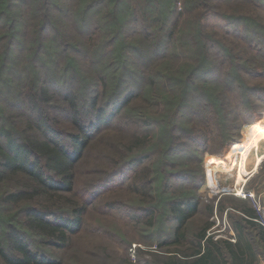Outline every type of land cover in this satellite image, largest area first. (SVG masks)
Segmentation results:
<instances>
[{"label":"rangeland","instance_id":"obj_1","mask_svg":"<svg viewBox=\"0 0 264 264\" xmlns=\"http://www.w3.org/2000/svg\"><path fill=\"white\" fill-rule=\"evenodd\" d=\"M37 1L12 0L0 15V121L20 132L34 119L25 92L35 80L50 93L48 119L71 152L74 108L83 124L99 108L112 117L73 156L71 205L34 199L39 208L64 205L68 217L82 211L63 245L23 224L20 205L1 204L2 217L56 264H172L198 248L201 230L236 239L240 200L211 194L206 161L230 167L229 145L247 139L248 125L264 130V0H82L87 8L48 0L46 9ZM23 180L6 174L0 199Z\"/></svg>","mask_w":264,"mask_h":264},{"label":"trees","instance_id":"obj_2","mask_svg":"<svg viewBox=\"0 0 264 264\" xmlns=\"http://www.w3.org/2000/svg\"><path fill=\"white\" fill-rule=\"evenodd\" d=\"M47 1L38 0L37 3H41L45 8ZM81 1L74 0L73 4L87 8L89 3L85 1L81 4ZM146 1L143 0V4H147ZM169 1L174 3L175 0ZM186 2L187 4H193L192 0H186ZM11 7L12 0H0V15ZM8 16V21L12 22L14 17ZM198 34L201 36V32H198ZM120 45L121 40L118 42V48H120ZM206 59L207 57H204L203 61ZM182 76L181 72L175 79L173 76L170 81H173V79L179 80L178 78ZM167 80L169 81V79ZM183 80L180 79L179 81L182 82ZM6 84L9 87V82ZM184 92L185 90L180 95L183 96ZM25 93L27 109L34 119L28 121L20 132L13 124L8 123V120L6 122L0 121V186L6 180V174L7 176L18 175L24 178L23 183L17 185V189L9 191L5 197L0 199V205H20L19 213L21 211L25 219L23 224L29 227L34 234L36 233L37 236L43 235L50 238L48 244H51L53 242H51V239L55 238L56 242L59 241V246H61L67 233H74L79 228L82 214V211L76 212V209H74L71 217H68L63 210L64 205H71L69 204L67 194H70L72 190L71 183L73 182V177L70 173L75 161L73 156L75 152L87 147L92 132L98 130L100 125L105 126L112 115L108 116L109 113L105 117L104 108H99L96 110L93 119L88 120L87 124H83L79 121L78 113L74 108L72 122L77 133H72L68 136L72 145L71 152L66 147L62 137L63 133L56 126L54 127L52 121L48 119V111H46L45 106L51 101V96L47 88L44 85L38 84L35 80L34 85ZM116 94L112 93L107 99L112 98L111 100H113ZM94 98H90L91 106H89L96 109L94 108ZM128 98L126 96L120 103H115V110H119L124 106L128 102ZM173 104L178 106L179 101L176 100ZM128 161L131 162V159ZM40 195L55 199L61 197L65 201V204L63 206L47 204L39 208L33 202ZM180 204H185V202L182 201ZM186 206L188 212L196 207L193 203L190 204V202ZM11 218L12 216L10 215L3 218L0 213V258L2 261L5 264H56L49 257L45 255L40 256L31 250L30 244L26 241L25 234L18 226L10 225ZM205 234V230L194 234V237L198 239V243L196 244L198 248L196 247L197 249L195 248L188 257L178 255V258L172 264H221L223 261L220 252L222 247L221 242L212 239L211 236L206 237ZM182 236L185 237L186 234L183 233ZM174 237V239L179 237L177 231ZM200 245H202L201 248L199 247ZM235 248H237L236 244Z\"/></svg>","mask_w":264,"mask_h":264},{"label":"crops","instance_id":"obj_3","mask_svg":"<svg viewBox=\"0 0 264 264\" xmlns=\"http://www.w3.org/2000/svg\"><path fill=\"white\" fill-rule=\"evenodd\" d=\"M262 166L259 168L258 172L253 175L254 177L252 176V178H255L259 171L262 170L256 185L252 186L250 184L249 186L252 188H247L253 189L257 194L264 190V162ZM236 199L240 200V202L234 206V211L239 216V219L233 221V228L236 232L235 238L237 241H235V243H230L231 241L229 240L224 241L212 237V239L221 242L222 247L220 252L223 257L221 264H264V229L254 221L256 212L249 200ZM235 244L237 248H235Z\"/></svg>","mask_w":264,"mask_h":264},{"label":"built area","instance_id":"obj_4","mask_svg":"<svg viewBox=\"0 0 264 264\" xmlns=\"http://www.w3.org/2000/svg\"><path fill=\"white\" fill-rule=\"evenodd\" d=\"M250 125H248L247 129ZM246 129V132H247ZM239 143H232L226 149V156L224 157L225 162L228 165L233 166L238 162V154L241 153L242 147L238 148ZM260 149V148H259ZM258 149L255 153H251L245 158L243 165V173L240 178L239 172L235 167L231 171H237L235 175L231 176L232 172L227 171L218 172L214 174L213 181L217 182V187L213 188L209 183L206 185L207 188L211 189V194L217 197H222L225 195H232L239 199H248L253 204V208L256 211V221L264 229V190L258 194L253 189L245 188L246 182L258 172L259 166L264 162V150L260 151L258 154ZM207 162V161H206ZM254 166V170L251 168ZM231 168V167H230ZM230 170V169H229ZM231 179V180H230ZM204 182L206 183V176ZM214 239L219 238V236H213ZM231 242H235L236 239L230 238Z\"/></svg>","mask_w":264,"mask_h":264},{"label":"bare ground","instance_id":"obj_5","mask_svg":"<svg viewBox=\"0 0 264 264\" xmlns=\"http://www.w3.org/2000/svg\"><path fill=\"white\" fill-rule=\"evenodd\" d=\"M262 130L263 128L260 126H255V125L249 126L246 133L247 139L241 141L239 146H237L238 148L242 147L241 153L238 154L239 156L238 162L235 163L233 166H230L231 168L225 167L220 162H216L215 160H212L210 158L207 159L205 186L209 183L211 186H213V188L217 187L216 182L213 181L214 174H216L217 172H224V171H227L229 173L232 172L231 176H233L238 171L239 172L238 176L241 178L243 173V165L245 158L251 155V153L253 152L255 153L257 149L259 150V148L264 145V133L262 132ZM233 167H235L237 171H231Z\"/></svg>","mask_w":264,"mask_h":264}]
</instances>
